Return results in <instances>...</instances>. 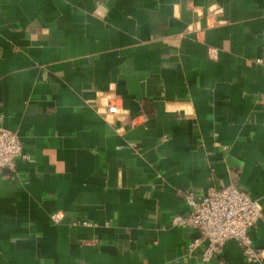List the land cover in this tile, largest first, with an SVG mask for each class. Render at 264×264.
I'll return each instance as SVG.
<instances>
[{"label": "crops", "instance_id": "obj_1", "mask_svg": "<svg viewBox=\"0 0 264 264\" xmlns=\"http://www.w3.org/2000/svg\"><path fill=\"white\" fill-rule=\"evenodd\" d=\"M0 124V264H264L262 218L254 262L172 223L230 183L264 216V0H0Z\"/></svg>", "mask_w": 264, "mask_h": 264}, {"label": "built area", "instance_id": "obj_2", "mask_svg": "<svg viewBox=\"0 0 264 264\" xmlns=\"http://www.w3.org/2000/svg\"><path fill=\"white\" fill-rule=\"evenodd\" d=\"M214 53L215 49L210 48L209 54ZM117 111V104L111 101L104 110L108 119ZM18 157L27 158L19 136L0 124V173L4 169L12 171ZM184 200L189 207L188 212L184 215H174L172 223L187 225L197 231V236L186 245L188 253H192L205 241L201 257L207 261L220 252L227 238H233L241 246L247 262L260 259V251L252 245L249 230L260 218L264 221V216L260 203L247 191L230 183L220 188H211L205 194L188 191L184 194ZM52 217L56 221L62 219L59 212L54 213Z\"/></svg>", "mask_w": 264, "mask_h": 264}]
</instances>
